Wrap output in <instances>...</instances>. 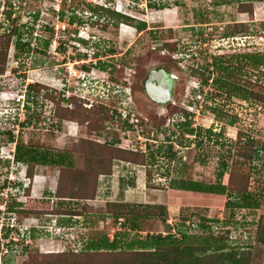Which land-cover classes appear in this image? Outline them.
Instances as JSON below:
<instances>
[{
  "label": "rangeland",
  "instance_id": "obj_1",
  "mask_svg": "<svg viewBox=\"0 0 264 264\" xmlns=\"http://www.w3.org/2000/svg\"><path fill=\"white\" fill-rule=\"evenodd\" d=\"M241 6H253L254 20L247 12H239ZM101 9L131 17L135 26L144 23V28L138 31ZM236 23L248 24L250 33L231 35ZM11 29L20 34L21 47H10L0 80L11 78L16 70L15 75L24 76L25 83L22 90H0V122L9 118L15 123V141L56 154L72 149L85 137L105 142L103 147L108 149L106 145L115 137L120 147L146 153L147 183H158L153 187L161 190L160 201L173 199L168 204L172 223L191 235L181 247L197 245L196 240L210 234L228 239L229 249H249L244 251L251 253L254 264L264 262L263 247L255 242L256 224L264 219V99H257L264 98V65L257 68L247 63L240 68L243 55H264V0H0V34ZM16 40L13 38V44ZM215 59L228 70L217 71L211 65ZM158 68L175 76L172 99L164 105L150 102L142 88V74ZM134 73L141 77H133ZM203 79L208 85L196 100L191 91ZM35 83L57 91L69 86L89 99V104H102L110 114L120 113L121 118L133 122L123 126L114 117L115 122L106 124L109 130L87 136L85 127L75 122L55 123L54 106L43 94L26 87ZM23 93L25 101L17 102L16 96ZM186 123L193 134L185 132ZM14 151L15 143L1 135L0 242L4 245H0V264H29L28 260L38 259L39 254L67 253L75 247L65 244L72 243L75 236L58 227L59 214L76 213L75 205L83 213L101 214L105 206L96 203L97 208H89L81 206L83 201L51 204L56 188H51L49 181H58L60 167L38 166L29 179L26 164L14 161ZM72 162L75 170L87 169L90 177L95 175L96 167L87 166L83 154H74ZM118 162L114 160L112 168L119 166ZM234 163L244 164L248 191L259 202L256 210H235L230 217L223 207L224 198L198 193L178 196L172 188L173 180L181 178L184 164L187 179L225 185ZM223 165L227 168L219 179ZM40 175L49 182L41 186L42 196L51 195L49 200L37 192ZM99 184L105 180L98 178L97 187ZM103 187L102 192H111L112 184ZM24 209L40 214L26 215ZM46 211L53 215H43ZM150 220L143 225L147 233H172L166 224L160 228L164 222L158 217ZM112 225L111 220L107 227ZM105 230L104 226L94 237L99 239ZM175 231L177 234V228ZM94 233H86L84 243ZM5 234L7 238H3ZM60 244L66 249H60Z\"/></svg>",
  "mask_w": 264,
  "mask_h": 264
},
{
  "label": "trees",
  "instance_id": "obj_2",
  "mask_svg": "<svg viewBox=\"0 0 264 264\" xmlns=\"http://www.w3.org/2000/svg\"><path fill=\"white\" fill-rule=\"evenodd\" d=\"M250 5V4H249ZM250 9H245L243 6L239 8V12L249 14L250 20H254L253 6ZM103 10V9H101ZM110 17L124 20L127 25H132L138 31H142L144 23H139L135 26L134 20L131 17H125L113 11H106ZM8 19L11 13H6ZM233 33L235 37L238 35H248L249 25L246 23H236ZM13 38L17 40L13 44ZM20 34L15 29L7 30L0 34V76L5 75L6 66L8 63V52L13 45L15 49L21 47ZM244 63L240 68H244L248 63L252 67H260L264 65V55L247 53L242 56ZM246 60V61H245ZM218 61H213L214 68L217 71H227L226 67H220ZM85 70H89L83 67ZM11 78L4 77L0 80V90H22L24 88L25 77L15 75L16 70ZM145 77V74H142ZM10 78V79H9ZM208 85V80L203 79L199 82V87L192 89L193 98L201 94L204 86ZM30 92L35 94H43V98L51 103L53 107V120L57 122H75L81 127H85L87 136L99 134L107 130V123L114 122V116L111 115L102 104L93 105L90 108L83 107V101L72 95L65 97L64 89H50L39 83L26 85ZM25 87V88H26ZM257 99H264L258 97ZM131 112V111H130ZM121 116V115H120ZM9 119V118H8ZM8 119H2L0 122V136H8L11 142L15 143V151L13 154L14 161L24 163L27 166L26 176L30 179L34 175V170L38 166H58L60 167L57 186L54 197L59 200L68 201H87L94 200L97 190V182L100 176H107L112 173V165L114 160L124 163H132L145 166L148 163V158L145 152L139 150H130L125 147H120L119 139L112 140L111 144L99 143L94 139L80 138L72 149L66 152L52 154L44 148L24 144L22 141H15L12 135L14 124ZM121 125L128 126L127 119L118 118ZM168 120V119H167ZM166 120V121H167ZM54 124V123H53ZM186 126L188 123L185 124ZM183 126V125H182ZM183 128V127H182ZM187 134H193V130L184 129ZM19 132V131H18ZM52 132V130L50 131ZM13 137V138H12ZM12 139V140H11ZM157 141V140H156ZM171 148V142H168ZM105 151H101V149ZM168 148V147H167ZM107 150V151H106ZM76 153L83 154L86 159L87 166L96 167L95 175L90 177L91 173L87 169L75 170L72 162L73 155ZM103 160V161H102ZM106 160V161H105ZM105 162V163H104ZM244 164L232 165L228 171V181L224 185L220 182L205 185L198 181L187 179L186 166H183V173L179 179L173 180L172 188L185 192L215 195L224 198L226 211L230 212V217L234 216L235 210H256L259 208L257 197L248 191L247 182L249 176L244 169ZM189 168V167H188ZM227 166L223 165V169L219 174V179L223 176V170ZM89 169V167H88ZM163 173V171H162ZM150 176V173H147ZM264 195V193H263ZM105 215L109 216L114 224L121 231L114 234L113 240L109 241L107 237L102 236L99 239L88 241L84 249L75 251L76 248L70 249L67 253H44L39 254L36 260L29 259V264H250L251 253L249 251L239 252L237 249H229L228 239L224 237H215L208 235L202 237L197 245L192 247L181 245L187 244L191 239L187 231L180 230L177 227V234L168 232L165 235L149 234L141 237L135 233L132 239H129L131 231H142L140 224H144L145 220L158 217L163 222L168 218V211L161 205H129L124 203H106ZM26 215L37 216L40 211L24 209L22 211ZM50 213L46 211L43 215ZM213 222V221H210ZM216 222V221H214ZM169 227V226H167ZM203 228V226H201ZM172 231V228L169 227ZM207 229V228H206ZM210 230V229H209ZM209 230L207 232H209ZM13 231V230H11ZM178 236V237H177ZM5 234L3 238H7ZM255 242L264 246V219H259L255 229ZM1 243V242H0ZM80 252V254H79ZM201 258V260H199Z\"/></svg>",
  "mask_w": 264,
  "mask_h": 264
},
{
  "label": "crops",
  "instance_id": "obj_3",
  "mask_svg": "<svg viewBox=\"0 0 264 264\" xmlns=\"http://www.w3.org/2000/svg\"><path fill=\"white\" fill-rule=\"evenodd\" d=\"M118 163L120 165L114 166L112 168V173L110 175L99 177L100 180H102V179L105 180V184H108V185L112 184L111 192H106L107 190L105 191V193H104V191L102 192V189L105 188V187H103V186H105V184H102V186H100V184H99V187H97V193H96L95 199L83 201L81 203V206H82V204H86V206H88L89 208H97L95 205L96 203H99V204L103 203V208H104V206L107 202L108 203H116L117 202V203L129 204V205H161V206H164L167 209V211L169 210L168 207L170 205H168V204H170V201L172 203L173 199L169 200V198H168V201H166V203H164L163 201H160L161 200V196H160L161 194L159 195L158 193H160L161 190L153 187V186H157L158 183H157V185H153V186H150L149 183H147L146 166L132 164V163H124L121 161H119ZM159 178H163V177L160 176ZM49 182H51L50 187L54 188V190H55L56 185H57V181H53V182L49 181ZM49 182L45 177L40 175L39 181L35 184V186L37 187V192L39 191V193H40L39 195H41L40 197L43 200H49L52 198L51 195H49V194L42 196L41 186L43 184H47ZM99 190H101L100 193H99ZM177 191H178V196L183 195V194L191 196V192H185V191H181V190H177ZM50 192L52 193V191H50ZM34 196H32V198ZM40 197H39V199H40ZM34 198H38V197L35 196ZM55 202L58 206H60L62 204V202H63L64 206H66V205H68V203L74 202V201L58 200L56 198H52L51 204L52 203L54 204ZM75 202H77V201H75ZM83 206H85V205H83ZM173 206H175V205H173ZM75 207H77L78 209H76V213H74V214L67 213L64 211L65 209H61L64 211V213L59 214V217L57 219L58 227L60 229H66L67 231L71 230L68 235H70L72 238L75 236V238H73L72 243L65 244L66 246H68V248H71L73 246L78 251L83 250L84 246L88 244V239L85 240V243H84V239H83V237L86 235V233L96 232L92 236V239L95 240L97 238L94 236H97V232L100 229H102L104 226L106 229L105 233H101L100 237L105 236L108 238L109 241L113 240L114 234L116 232L121 231V229L118 226H116V225L114 226L113 222H112L113 225L110 227V229L107 227L109 222L111 221V218L109 216H106L105 213L97 214V212H95V211H92V212L90 211L89 213L87 211V212L83 213L82 209L79 208L80 207L79 205H75ZM101 212H104V211L101 210ZM168 215H169L168 218L170 219V221L167 218L166 222H164L162 226H160L161 225L160 220H157V223H159L158 225L160 226V228L164 227V224H166V226H169L172 228V233H174L173 231H175L178 226L176 225L174 227L175 224L172 223L174 217L170 216V214H168ZM54 216H58V215H54ZM104 218H105V220H102ZM149 221L151 222L150 219H147V220H145V223H147ZM140 225L143 228L144 224H140ZM76 230H78L79 233L75 232ZM135 233L145 235V234H147V231H145V229L143 228L142 231H139V232H137L136 230L131 231L130 235L134 234V236H135ZM148 233L152 234L153 232L148 231ZM159 233H161L162 235H165V233L162 231L155 232V234H159ZM175 233H176V231H175ZM188 234H190V233H188ZM176 235H178V234H176ZM133 237L129 236V239H132ZM59 246H60V249L65 247L63 244H60ZM81 246H83V247H81ZM77 247H79V249ZM260 247L261 248L263 247L262 257H263V261H264V246L260 245ZM64 249H66V248H64ZM244 250H249V249L245 248V249H243V251ZM250 264H254V262H252V260H251ZM262 264H264V262Z\"/></svg>",
  "mask_w": 264,
  "mask_h": 264
},
{
  "label": "water",
  "instance_id": "obj_4",
  "mask_svg": "<svg viewBox=\"0 0 264 264\" xmlns=\"http://www.w3.org/2000/svg\"><path fill=\"white\" fill-rule=\"evenodd\" d=\"M172 79H175V76L170 75L169 78L164 70H152L145 85V94L151 101L159 105L168 103L172 98Z\"/></svg>",
  "mask_w": 264,
  "mask_h": 264
},
{
  "label": "flooded vegetation",
  "instance_id": "obj_5",
  "mask_svg": "<svg viewBox=\"0 0 264 264\" xmlns=\"http://www.w3.org/2000/svg\"><path fill=\"white\" fill-rule=\"evenodd\" d=\"M155 71H159V70H164L166 73H167V75H168V77L170 78V75H171V73H170V71H168L167 69H160V68H158V69H154ZM152 72V69H149L147 72H146V74H145V77H142L143 78V82H142V88H143V93L145 94V85H146V82H147V79L149 78V76H150V73ZM129 75V74H128ZM131 75V74H130ZM129 75V76H130ZM141 77L140 75H138V73L136 74V73H134V75H133V77ZM135 79V78H134ZM123 80H125V79H123ZM172 82H173V89H174V79H172L171 80ZM173 89H172V96H173ZM130 90V92L132 93V89L130 88L129 89ZM79 91H80V89H79ZM69 92H73L72 93V95H75V97H77L78 99H81L82 101H83V107H85V108H90V107H92L93 105H95V104H93V103H88L90 100L89 99H85V98H83V97H81V96H79V95H77L76 94V91H75V89H73V88H71V87H67V88H65L64 89V93H65V97L66 98H68V97H70V96H72V95H66L67 93L69 94ZM71 94V93H70ZM146 95V94H145ZM172 99V98H171ZM150 100V99H149ZM150 102H152V103H155V102H153V101H151L150 100ZM170 103V102H169ZM156 105H159V104H157V103H155ZM115 110V109H114ZM113 113H114V111H111V115H113ZM114 117H115V119H118V118H120V113H118V114H116V113H114V115H113ZM123 120L124 119H126V116H124L123 118H122ZM127 120H128V117H127ZM136 122H139L138 120H135ZM168 122H169V120H167ZM115 122V121H114ZM129 122H133L132 120H129ZM107 130H109L108 129V127H107ZM86 138V137H85ZM94 140H96V139H94ZM105 143V142H104Z\"/></svg>",
  "mask_w": 264,
  "mask_h": 264
},
{
  "label": "built area",
  "instance_id": "obj_6",
  "mask_svg": "<svg viewBox=\"0 0 264 264\" xmlns=\"http://www.w3.org/2000/svg\"><path fill=\"white\" fill-rule=\"evenodd\" d=\"M17 98H16V101L17 102H24L25 101V93H23V94H21V95H18V96H16ZM201 99V96H200V94H198L197 96H196V100H200ZM201 106H199V108H200ZM188 108H190V107H188ZM198 110V109H197ZM12 228H14L13 226H10V229H12ZM16 236L18 237V234H16ZM3 240V239H2ZM13 240L16 242V243H18V241H16L17 239L16 238H13ZM4 245L3 243H0V245ZM72 248H74V247H72Z\"/></svg>",
  "mask_w": 264,
  "mask_h": 264
},
{
  "label": "clouds",
  "instance_id": "obj_7",
  "mask_svg": "<svg viewBox=\"0 0 264 264\" xmlns=\"http://www.w3.org/2000/svg\"><path fill=\"white\" fill-rule=\"evenodd\" d=\"M118 12H120V11H118ZM118 14H120V13H118ZM169 102H170V101H169ZM189 106H190V103H188V107H189ZM190 112H191V111H190ZM190 112H189V113H190ZM190 114H191V113H190ZM126 119H127V117H126ZM32 228H35V227H32ZM32 228H31V229H32ZM11 230H13V229H11ZM17 230H18V232H20V229H17ZM23 236H24V234H23ZM29 237H30V235H29Z\"/></svg>",
  "mask_w": 264,
  "mask_h": 264
}]
</instances>
